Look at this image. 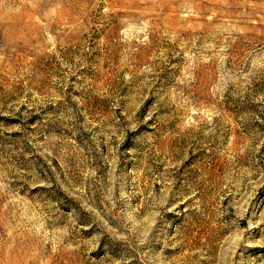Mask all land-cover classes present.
I'll use <instances>...</instances> for the list:
<instances>
[{
	"label": "rangeland",
	"instance_id": "374dc122",
	"mask_svg": "<svg viewBox=\"0 0 264 264\" xmlns=\"http://www.w3.org/2000/svg\"><path fill=\"white\" fill-rule=\"evenodd\" d=\"M0 264H264V0H0Z\"/></svg>",
	"mask_w": 264,
	"mask_h": 264
}]
</instances>
